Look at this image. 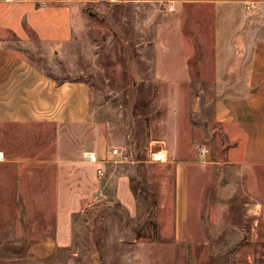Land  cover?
<instances>
[{
  "label": "rangeland",
  "instance_id": "obj_1",
  "mask_svg": "<svg viewBox=\"0 0 264 264\" xmlns=\"http://www.w3.org/2000/svg\"><path fill=\"white\" fill-rule=\"evenodd\" d=\"M214 21L211 4L177 13L167 0H99L79 10L76 31L57 49L34 34L30 46L11 37L56 81L88 83L105 145L84 168L93 191L73 207L62 194L58 209L54 129L0 128L8 152L33 160L0 166V264H264V165L226 156L231 144L215 119ZM156 40L175 47L173 59H157ZM114 148L122 160L109 156ZM176 161L186 166L182 191Z\"/></svg>",
  "mask_w": 264,
  "mask_h": 264
},
{
  "label": "crops",
  "instance_id": "obj_2",
  "mask_svg": "<svg viewBox=\"0 0 264 264\" xmlns=\"http://www.w3.org/2000/svg\"><path fill=\"white\" fill-rule=\"evenodd\" d=\"M97 1L0 0V128L12 124L54 129L58 209L62 194H72L67 207H73L78 194L95 187L84 168L99 162L105 143L91 114L90 86L80 80L56 81L12 46L11 37L30 46L34 34L36 42L57 49L76 31L79 10ZM167 1L177 13L186 4L213 5L215 119L231 144L226 156L233 164L264 165V0ZM249 3L256 7L247 9ZM154 45L157 59H173L172 44L166 42L163 47L156 40ZM181 58V64L188 63L187 56ZM178 72L183 79L190 77L188 69ZM24 161L33 160L14 156L0 140V166ZM176 162L182 191L186 166ZM41 247L49 251L47 245Z\"/></svg>",
  "mask_w": 264,
  "mask_h": 264
},
{
  "label": "built area",
  "instance_id": "obj_3",
  "mask_svg": "<svg viewBox=\"0 0 264 264\" xmlns=\"http://www.w3.org/2000/svg\"><path fill=\"white\" fill-rule=\"evenodd\" d=\"M256 7V3H249L248 5H247V9H253V8H255ZM200 151L202 152V154L204 155V156H206L208 153H209V151H208V149L207 148H205V147H202V148H200ZM110 154H111V157H118L120 160H122L123 158V152L122 151H120V149L119 148H114L111 152H110ZM98 173L102 176V175H104V171L100 168L99 170H98Z\"/></svg>",
  "mask_w": 264,
  "mask_h": 264
},
{
  "label": "trees",
  "instance_id": "obj_4",
  "mask_svg": "<svg viewBox=\"0 0 264 264\" xmlns=\"http://www.w3.org/2000/svg\"><path fill=\"white\" fill-rule=\"evenodd\" d=\"M131 189H132L134 196L136 197L137 196V189H136V186L134 185V181L132 179H131Z\"/></svg>",
  "mask_w": 264,
  "mask_h": 264
},
{
  "label": "bare ground",
  "instance_id": "obj_5",
  "mask_svg": "<svg viewBox=\"0 0 264 264\" xmlns=\"http://www.w3.org/2000/svg\"><path fill=\"white\" fill-rule=\"evenodd\" d=\"M158 153V152H157ZM158 154H160V152L158 153ZM164 154V153H163ZM160 157V156H159ZM165 157V156H164Z\"/></svg>",
  "mask_w": 264,
  "mask_h": 264
}]
</instances>
